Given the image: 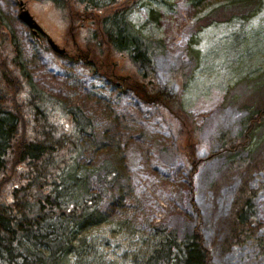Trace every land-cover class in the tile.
Returning a JSON list of instances; mask_svg holds the SVG:
<instances>
[{
    "label": "rangeland",
    "instance_id": "374dc122",
    "mask_svg": "<svg viewBox=\"0 0 264 264\" xmlns=\"http://www.w3.org/2000/svg\"><path fill=\"white\" fill-rule=\"evenodd\" d=\"M23 1L46 35H35L20 19L19 0H0V9L17 34L35 84L91 118L93 129L83 140L81 161L96 164L109 158L119 169L100 208L110 222L87 232L92 243L87 259L92 264H140L159 240L157 229L179 221L183 230L198 224L205 244H214L211 263L264 264V255L248 247L222 246L241 180L220 169L223 159L209 158L214 130L231 128L242 115L225 98L239 90L240 81L264 76V0L254 14L219 15L201 27L197 19L220 2L204 11H196L187 0H138L130 7L127 18L134 27L164 45L155 58L157 90L179 101L197 126L191 140L199 159L195 172L183 154L188 138L180 123L164 107L116 84L119 77L135 76L139 70L125 53H109L93 40V18L99 13L74 0L63 7L51 0ZM47 35L66 53L54 50ZM76 53L88 54V59ZM112 69L116 77L111 79L107 74ZM244 88L240 104H264L252 98V83ZM256 89L264 90V83ZM216 178L226 180L218 189L208 187ZM250 182L257 185L259 178ZM92 187L99 190L94 180ZM259 193L256 218L264 224V190Z\"/></svg>",
    "mask_w": 264,
    "mask_h": 264
},
{
    "label": "trees",
    "instance_id": "16d2710c",
    "mask_svg": "<svg viewBox=\"0 0 264 264\" xmlns=\"http://www.w3.org/2000/svg\"><path fill=\"white\" fill-rule=\"evenodd\" d=\"M51 1L63 7L73 0ZM74 1L100 14L92 23L99 48L125 53L139 70L135 76H125L120 85L164 107L184 128L188 141L183 154L195 172L199 159L191 140L198 129L179 101L174 103L157 90L155 58L164 45L128 20L130 7L138 0ZM187 2L196 11L220 2L197 19V27L219 15L254 14L261 5V0ZM150 13L153 17L152 9ZM262 82L264 76L240 81L243 91L234 90L224 102L242 115L231 128H217L209 138V158L223 159L220 169L241 180L225 220L222 246L227 250L245 246L259 256L264 255V224L256 218L255 202L264 190V104H240L238 99L245 94V84L252 83V98L263 102L264 90H255ZM92 129L91 118L79 107L35 84L17 34L0 9V264L93 263L87 259L92 249L87 232L110 222L100 208L106 187L116 181L119 169L109 158L96 164L81 161L83 140ZM254 176L259 178L257 185L250 182ZM93 180L98 191L92 187ZM225 180L213 179L208 187L218 189ZM168 226L157 229L159 240L140 264H213L215 246L205 244L198 224L186 230L179 221Z\"/></svg>",
    "mask_w": 264,
    "mask_h": 264
},
{
    "label": "water",
    "instance_id": "95a60500",
    "mask_svg": "<svg viewBox=\"0 0 264 264\" xmlns=\"http://www.w3.org/2000/svg\"><path fill=\"white\" fill-rule=\"evenodd\" d=\"M19 17L20 19L30 28L33 30L35 34H45V31L41 27V25L36 21V19L33 17V15L29 12V10L25 6V2L23 0H19ZM47 39L51 47L58 51L63 52V48H60V46L54 42V40L47 35Z\"/></svg>",
    "mask_w": 264,
    "mask_h": 264
},
{
    "label": "flooded vegetation",
    "instance_id": "af4514ba",
    "mask_svg": "<svg viewBox=\"0 0 264 264\" xmlns=\"http://www.w3.org/2000/svg\"><path fill=\"white\" fill-rule=\"evenodd\" d=\"M32 30V29H31ZM32 32H33V30H32ZM34 33V32H33ZM35 34V33H34ZM35 35H37V36H39V35H44V34H40V33H38V34H35ZM60 48H63V54L64 53H66V48L65 47H60ZM75 56H77V57H80V56H83L84 57V59L85 60H87L88 59V54H86L85 56L83 55V53L82 54H80V53H76V55ZM110 77H111V79L112 78H115L116 76H115V73H114V71H113V69L111 70V75H110ZM124 78H126V77H119V79H120V82H116V84H119L120 85V83H122L123 81H124Z\"/></svg>",
    "mask_w": 264,
    "mask_h": 264
}]
</instances>
